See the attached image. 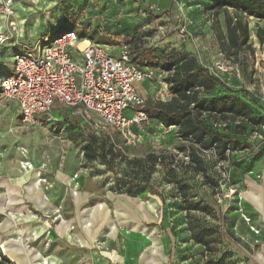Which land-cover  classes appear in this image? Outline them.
Instances as JSON below:
<instances>
[{
  "label": "rangeland",
  "instance_id": "374dc122",
  "mask_svg": "<svg viewBox=\"0 0 264 264\" xmlns=\"http://www.w3.org/2000/svg\"><path fill=\"white\" fill-rule=\"evenodd\" d=\"M39 1L47 6L39 12L50 11L49 29H44L42 34L49 38L71 26L85 37H89L88 32L112 38L138 34L146 45L159 50H192L205 66L218 62L225 65L224 75L231 80L228 88L241 79L256 84L264 81V45L255 36L257 27L263 26L264 21L253 17L245 16V19L249 42L255 45L256 52L243 50L235 61H229L223 57L213 30L215 22L224 30V14L220 10L211 11L210 3L205 0ZM16 26L20 36L17 21ZM17 35L0 46V68L14 60V53L6 58L21 40H26L24 37L18 40ZM97 43L105 48L111 44ZM150 73V79L136 83L139 92L145 100H168L170 91L165 82L168 73L157 68H151ZM61 112L67 110L53 107L50 114H40L37 120L25 122L18 117L17 107L0 95V192H15V199L10 197L14 204L9 209L13 210L9 216L15 230L21 231L24 224L23 210L45 226L41 236L35 230L12 236L25 243L30 264L34 260L31 250L48 264H129L121 258L129 256V251L135 259L142 253L141 264H150L151 259L157 264H264V127L249 131V147L227 149L223 159L215 157L211 149L203 150L208 168L204 176L193 173L181 153L175 152L174 159H169L176 128L164 127L147 118L141 124L118 131L124 149L112 162L113 171H110L101 161L85 158L79 129L62 120ZM88 132L85 129L84 133ZM102 137L101 134L99 139H105ZM111 139L106 141L109 150ZM165 147V158L155 165L148 181L160 197L123 183L132 180L143 184L147 170L131 161L132 158L144 159L148 153L159 154ZM22 161L31 162L32 170L25 172L20 165ZM169 168H174L176 178L187 184L188 202L204 209L184 208V199L172 181ZM39 171L46 182L37 186ZM139 201L144 203L143 208L138 207ZM36 206L53 211L34 213L33 210H39ZM92 207L93 217L86 224ZM57 210L65 225L73 226L67 233L76 232L84 241L77 236L74 244L69 233L60 239V245L52 246L55 241L51 230L59 223L54 220ZM219 212L227 218L224 225ZM197 227L204 228L207 234L213 229L214 242L210 247L192 239L191 229ZM224 229L232 233L234 240L223 236ZM35 241L44 246L45 252L34 246ZM11 242L12 238L9 244L1 242L0 254H6ZM54 250L67 254L63 263L55 258Z\"/></svg>",
  "mask_w": 264,
  "mask_h": 264
},
{
  "label": "trees",
  "instance_id": "16d2710c",
  "mask_svg": "<svg viewBox=\"0 0 264 264\" xmlns=\"http://www.w3.org/2000/svg\"><path fill=\"white\" fill-rule=\"evenodd\" d=\"M210 3L211 11H222L224 14V30L215 22L213 30L223 57L226 60H236L240 51L254 52L253 45L249 42V30L246 17H253L264 21V0H205ZM231 9V13L228 12ZM71 26L68 29H75ZM87 32V31H86ZM78 33V32H77ZM88 38L96 42L112 43L120 40L128 44L131 61L138 67L157 68L167 72L165 82L170 91L168 100L147 99L143 104L136 106L142 110L148 119L155 120L164 127H175V141L171 147L170 160L174 159L175 152L181 153L187 158V164L193 173L206 175V165L203 150H213V155L223 159L227 149L247 148L248 133L254 128L264 127V115L256 112L254 107L244 97L248 94L238 95L232 88H228L230 78L221 74L213 75L208 66L203 65L197 55L185 50L171 48L169 51L159 50L156 47L146 45L138 34L120 38L110 36H98L95 32H88ZM81 39L84 35L78 33ZM255 36L259 44L264 45V25L258 26ZM114 39V40H113ZM7 71H2L6 73ZM221 88L220 92L217 90ZM252 99V98H251ZM250 101V100H249ZM62 120L72 127L79 129L84 156L88 161L99 160L105 164L106 169L113 171L112 162L122 154L123 140L118 136V130L109 128L100 134H95L80 123L77 117L63 113ZM63 123V122H60ZM85 129L89 132L85 134ZM103 135L99 139L100 135ZM111 137L110 150L106 141ZM165 148H161L159 154L150 152L143 159L132 158L139 166L147 171L143 184L132 180L123 181L128 187L136 186L138 190L144 189L153 195L158 191L148 184L150 175L155 165L162 163L165 158ZM212 170V168H210ZM173 183L177 186L183 197L186 210H202L199 204L192 205L186 196L187 184L184 180L176 178L174 168H169ZM160 197V196H159ZM226 217L219 212L221 224L226 223ZM207 234L204 228L191 229L192 239L204 246L210 247L214 242L213 229ZM224 237L234 240L233 235L225 230ZM0 264H14L4 254H0Z\"/></svg>",
  "mask_w": 264,
  "mask_h": 264
},
{
  "label": "built area",
  "instance_id": "2783aa9c",
  "mask_svg": "<svg viewBox=\"0 0 264 264\" xmlns=\"http://www.w3.org/2000/svg\"><path fill=\"white\" fill-rule=\"evenodd\" d=\"M0 14L9 17L8 29L0 32L1 46L17 35L14 0H0ZM19 46L12 56L11 70L0 74V95L15 103L22 121L32 122L59 107L100 134L109 128L122 132L147 119L136 109L145 101L136 83L150 79L151 73L131 61L128 44L111 43L105 48L88 37L81 39L75 29H65L53 38L43 35L34 44L23 42ZM208 69L215 76L227 72L219 62ZM20 165L25 172L32 170L29 161ZM41 182L46 179L39 171L37 186ZM60 218L57 210L54 220L64 223L66 230L73 227Z\"/></svg>",
  "mask_w": 264,
  "mask_h": 264
},
{
  "label": "crops",
  "instance_id": "0c3cea01",
  "mask_svg": "<svg viewBox=\"0 0 264 264\" xmlns=\"http://www.w3.org/2000/svg\"><path fill=\"white\" fill-rule=\"evenodd\" d=\"M28 3H24L23 1H14V18L19 24V30L21 32V35L17 37V39H26L25 41H22L20 43L26 42L27 40L30 41H37L41 36H43L44 29H49L48 28V22H50L49 15L50 11L46 12H39L42 9H46L47 6L46 4H43L39 0H28ZM9 17H6L2 14H0V32H3L7 29V19ZM264 23V22H263ZM52 28V27H51ZM37 30V31H34ZM12 45L15 46L16 44L12 41ZM9 46V44H8ZM10 47V46H9ZM19 43L15 46L14 50L9 53L6 59L9 58L10 54L14 53L17 49H19ZM191 54H196L195 52H192V50H187ZM254 52L255 51V45H254ZM8 65H3L1 66L0 70L2 71H10L11 70V63L7 61ZM0 72V73H1ZM245 78V76H243ZM246 79V78H245ZM263 80V79H262ZM248 82V80H247ZM245 82L243 79L239 81V83L232 85V90H234L238 95L241 96V94H244V90L248 92L247 95H245V99L248 100L256 110V112L264 115V81L260 83H254V82ZM4 98V97H3ZM252 98V99H251ZM5 99V98H4ZM7 102L12 104L13 106L16 107L15 103L11 100L5 99ZM250 100V101H249ZM7 189V186L5 187ZM1 189V188H0ZM10 197L15 199V192L12 190V192L9 193V191L6 190L5 193L0 192V244L2 241L5 242H10V238H12V247H7V252H6V257L9 258L14 264H30V256L27 254L25 251V243L18 241V239H13L16 233H23L25 231H30V230H35L36 233L41 236L44 232L45 226L39 222H36L33 220L31 217L30 212H27L26 210H23V214L21 215V220L24 222L23 225H21V231L20 230H15L12 217L9 215L13 214V210H9L12 208V204H14L11 200ZM5 199V202H4ZM9 199V201H8ZM38 207L39 210H33V212H45V211H50L52 212L53 210H41L44 206H36ZM54 209V208H53ZM22 211V210H21ZM93 217V215L91 216ZM91 217L89 216L88 212V219L91 221ZM70 222L74 223L73 219H69ZM55 227L51 230V235L54 237V243L52 246H58L60 245V239L63 237H66V234L71 235L72 237V242L75 244L76 243V238L77 236L81 237L84 241V238L82 235L77 234L76 232H69L67 233V230L63 228L62 224H56L54 225ZM15 240H17L19 243L15 244ZM58 240V242H56ZM36 248H40L43 252L44 246L40 244L38 241H35L33 243ZM17 246V248L13 247ZM19 247H22L23 249L20 251ZM61 247V246H59ZM147 247L144 248V250L147 252ZM60 249V248H59ZM112 250H114L112 248ZM115 251V250H114ZM32 252V258H34L32 264L36 262L38 259L34 257V253L36 251L31 250ZM130 254L125 255V257H121L124 262L129 263V264H141V257L142 253H139L137 255V258H133V254L131 251H129ZM54 253L57 257V260L61 263H63V260L66 259L67 254L66 253H60L58 250H54ZM149 256L151 255V252L148 254ZM154 257V256H153ZM156 258V257H154ZM135 259V260H134ZM157 259V258H156ZM149 262V258H148ZM150 264H157L153 259L149 262Z\"/></svg>",
  "mask_w": 264,
  "mask_h": 264
},
{
  "label": "bare ground",
  "instance_id": "6f19581e",
  "mask_svg": "<svg viewBox=\"0 0 264 264\" xmlns=\"http://www.w3.org/2000/svg\"><path fill=\"white\" fill-rule=\"evenodd\" d=\"M84 44H85V41L82 42L80 44V46H82ZM148 204H149V206L152 207V205L150 203H148ZM143 205H144V203L142 201H139L138 207L143 208ZM101 207H102V205H98V208H101ZM92 215H93V207L89 209V216H92ZM86 221H87L86 224H89L90 223V219L87 218ZM34 257H36L38 260L40 259V261H38L37 263H34V264H48V261L42 259L41 258L42 256H40V254H38L37 252L34 253Z\"/></svg>",
  "mask_w": 264,
  "mask_h": 264
}]
</instances>
